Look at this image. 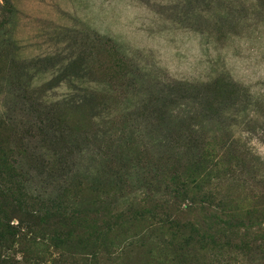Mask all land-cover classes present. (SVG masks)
I'll use <instances>...</instances> for the list:
<instances>
[{
  "label": "rangeland",
  "instance_id": "374dc122",
  "mask_svg": "<svg viewBox=\"0 0 264 264\" xmlns=\"http://www.w3.org/2000/svg\"><path fill=\"white\" fill-rule=\"evenodd\" d=\"M0 119L6 223L133 243L50 264H264V0H0Z\"/></svg>",
  "mask_w": 264,
  "mask_h": 264
},
{
  "label": "trees",
  "instance_id": "16d2710c",
  "mask_svg": "<svg viewBox=\"0 0 264 264\" xmlns=\"http://www.w3.org/2000/svg\"><path fill=\"white\" fill-rule=\"evenodd\" d=\"M1 156H4V154L0 155V162L2 159ZM6 162L7 161H2L1 163L6 164ZM160 167L162 166L156 165V171H160ZM109 173L111 172L109 171ZM159 174H162V171H160ZM96 176L103 177L104 175L98 173ZM177 186L178 183L176 182V185L173 188L175 197L179 196V189H185V187H180L179 189H177ZM145 195L146 194H144V196L140 195L138 196V198H136L145 201ZM157 204H160V202H158ZM86 205L90 207V204ZM50 207L51 206L46 207L45 202L42 201H36L34 205H31V210H28V207L26 206L25 211L21 214L22 219H20L19 223L17 224H12L11 222L6 223L3 220L5 216L0 214V264H50L51 261H53V263H57L62 260V256L66 252L70 254L91 253L92 256H95L97 258L101 256H99V254H104L107 256H109L110 254H118V249H120L121 252L127 253L130 251V248L133 247V243L132 245L131 243H129V246L131 247L127 249V251H123L126 247V244L121 246L120 242H116V236L111 238V236H108L106 233L102 234L103 236L94 238V241H91V237H85V239L83 237H77L75 239H71L68 233L63 234L62 236L53 234L51 239H47L44 236H38L37 230L33 227L39 225V221L44 220L46 222H49L51 218L56 217L55 211H53V209H51ZM156 207L158 206L156 205ZM62 208H65L63 202ZM14 209H16V206L14 207ZM156 209L157 208H154L152 211L147 210V214H149L150 217L156 220L162 227H166L168 230H170V236L172 238H182V241L186 246L189 245L192 241H198L197 237L199 240H201V244L205 243V238L201 237L200 231L196 229V226L194 224H190L189 228H186L183 220L180 219L178 215L172 217V215H169L168 212H164V209L159 212H157ZM143 214L145 213H142L140 216H142ZM60 216H62V214H60ZM217 219L218 216L216 213H207L205 216L204 226L209 228H216V231H221L223 229V232H227L229 235H234L233 227L217 228ZM229 219L230 218H226L223 221L226 226L232 225V222L234 221H236V226L243 223L238 219V217H236V219H233L232 221H229ZM69 221L70 220H68V222ZM122 224L123 223H121L120 225ZM109 226H111V224H109L108 227ZM107 230L110 231L112 230V228L109 227ZM55 239H57V241L53 242ZM170 244L173 243L170 242ZM178 244L174 246H178ZM52 247L54 252L58 251V257H53L54 253L52 251ZM17 248L23 249V255L21 257H15L13 255L14 251H16ZM184 249L185 248L181 245L178 250L183 251ZM46 255L49 256V258L47 257V259H45L44 257H46Z\"/></svg>",
  "mask_w": 264,
  "mask_h": 264
}]
</instances>
